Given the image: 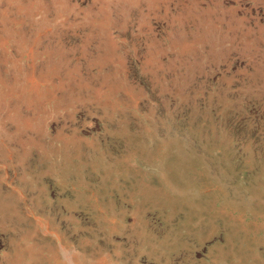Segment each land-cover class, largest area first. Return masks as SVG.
<instances>
[{
    "label": "rangeland",
    "instance_id": "1",
    "mask_svg": "<svg viewBox=\"0 0 264 264\" xmlns=\"http://www.w3.org/2000/svg\"><path fill=\"white\" fill-rule=\"evenodd\" d=\"M0 264H264V0H0Z\"/></svg>",
    "mask_w": 264,
    "mask_h": 264
}]
</instances>
